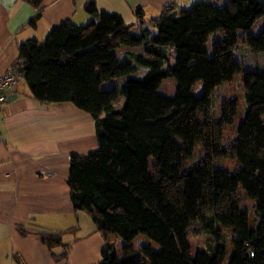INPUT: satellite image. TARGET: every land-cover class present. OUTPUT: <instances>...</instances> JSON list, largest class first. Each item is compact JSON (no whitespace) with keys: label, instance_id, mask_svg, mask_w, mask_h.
<instances>
[{"label":"trees","instance_id":"trees-1","mask_svg":"<svg viewBox=\"0 0 264 264\" xmlns=\"http://www.w3.org/2000/svg\"><path fill=\"white\" fill-rule=\"evenodd\" d=\"M84 10L86 23L63 22L41 43L19 44L13 66L35 101L69 103L95 120L98 147L70 157L67 185L74 210L106 242L100 264H223L228 251L227 264H264V69L244 71L237 48L264 54V0L170 4L149 20L137 9L131 25L93 1ZM168 79L175 86L164 95ZM220 86L229 99L215 111ZM226 133L235 137L228 146ZM242 203L259 218L256 229ZM190 230L205 233V251ZM40 239L62 244L61 233Z\"/></svg>","mask_w":264,"mask_h":264},{"label":"crops","instance_id":"crops-1","mask_svg":"<svg viewBox=\"0 0 264 264\" xmlns=\"http://www.w3.org/2000/svg\"><path fill=\"white\" fill-rule=\"evenodd\" d=\"M87 1H93L98 11L116 13L131 25L138 22L137 9L149 20L170 4L189 7L200 0H42L40 7L28 0H0V76L12 65L21 64L19 44L28 39L41 43L52 27L63 22L86 23L90 19L84 10ZM237 48L244 71L264 69V54L241 43ZM240 77L237 74L234 83ZM114 83L105 82L101 87L107 90ZM225 89L220 86L215 92ZM241 96L240 105L237 94L238 112L242 106L244 116L243 89ZM221 98L229 99L226 92ZM97 147L91 114L69 103L35 101L21 76L0 110V264L102 263L106 242L90 216L74 210L67 185L70 157L87 156ZM240 209L248 212L250 226L256 229L259 218L251 205L242 203ZM81 219L88 227L84 233H79ZM58 233L62 244L51 249L40 239ZM63 251L67 253L64 259L54 256Z\"/></svg>","mask_w":264,"mask_h":264},{"label":"rangeland","instance_id":"rangeland-1","mask_svg":"<svg viewBox=\"0 0 264 264\" xmlns=\"http://www.w3.org/2000/svg\"><path fill=\"white\" fill-rule=\"evenodd\" d=\"M169 51H172V50H169ZM170 53V52H168ZM175 60H174V56H173V52H172V55L169 54V60H168V63L170 64H174ZM167 64H164V67H166ZM21 81V80H20ZM173 87H174V82L173 80H166V83H165V89H164V92L163 94L164 95H170L172 90H173ZM234 87H235V92H236V95L238 94L239 96V100H240V105H241V92H242V89H243V86H242V79L240 77V81L238 82V80L236 79L235 83H234ZM227 90L225 89L224 91L221 90V92L217 91L215 92V98H214V110L217 111V105H218V101L220 100V97L222 95V92H226ZM227 93V92H226ZM123 103V99H120L119 101L115 102L114 103V106L116 107H120ZM245 103V102H244ZM238 118L241 120L243 118V112H242V106L239 107V112H238ZM233 138H234V135L232 133H226L224 135V141H223V145L224 146H228L232 141H233ZM194 154L196 156V163L198 164L199 162H201L203 159H204V153L202 151L201 148H199L198 146L195 147L194 149ZM196 164V166H197ZM86 212H83L84 215H88V214H85ZM88 217V216H87ZM81 229H80V232L79 233H84L86 231V229L88 228L85 224H84V220L81 219ZM189 238H190V241L193 245V247L196 249V250H200L199 248H204V245H205V242H206V235H204V233L202 232H194L192 230L189 231ZM118 241H121V240H118ZM138 245H136L137 247ZM231 252L228 251V256L226 257L225 261L223 264H227L228 263V260H229V256H230Z\"/></svg>","mask_w":264,"mask_h":264},{"label":"built area","instance_id":"built-area-1","mask_svg":"<svg viewBox=\"0 0 264 264\" xmlns=\"http://www.w3.org/2000/svg\"><path fill=\"white\" fill-rule=\"evenodd\" d=\"M18 78L17 69L13 65L0 76V110L2 103L7 98V95L16 88ZM250 255L252 256L253 252H251Z\"/></svg>","mask_w":264,"mask_h":264},{"label":"water","instance_id":"water-1","mask_svg":"<svg viewBox=\"0 0 264 264\" xmlns=\"http://www.w3.org/2000/svg\"><path fill=\"white\" fill-rule=\"evenodd\" d=\"M12 96H13V97H15L16 95H15V94H13ZM8 99L10 100V97H8Z\"/></svg>","mask_w":264,"mask_h":264}]
</instances>
